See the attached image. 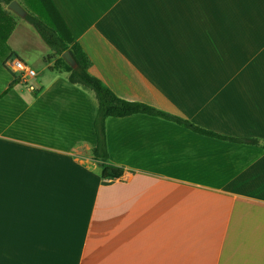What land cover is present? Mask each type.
I'll use <instances>...</instances> for the list:
<instances>
[{"label":"crops","instance_id":"0c3cea01","mask_svg":"<svg viewBox=\"0 0 264 264\" xmlns=\"http://www.w3.org/2000/svg\"><path fill=\"white\" fill-rule=\"evenodd\" d=\"M51 1L116 95L260 145L111 117L104 179L94 96L0 62V264H264V0Z\"/></svg>","mask_w":264,"mask_h":264},{"label":"trees","instance_id":"16d2710c","mask_svg":"<svg viewBox=\"0 0 264 264\" xmlns=\"http://www.w3.org/2000/svg\"><path fill=\"white\" fill-rule=\"evenodd\" d=\"M11 1L12 0H0V62L4 66L7 60L12 56L11 50L7 44V38L15 26V20L9 15L8 12H10V10H4L2 6H7ZM24 2L26 6H24ZM19 4L26 11L23 20L27 21L35 28L42 41L52 51L51 54L44 57L46 62L53 60L49 69L66 73L68 83L80 86L84 89H90L95 94L96 113L93 122V130L96 142L91 148V155L100 168V175L102 178L115 180L120 178L124 172L123 167L112 165L108 161L105 124L106 120L111 117L122 118L131 115H148L174 123L193 133L216 140L246 145H260L258 139L222 135L147 103L129 101L119 97L100 79L90 73V60L80 45L72 37L51 0H23V3L19 2ZM65 51H69L75 59L77 64L75 68H71L61 57L62 53ZM17 82L18 78L13 74V81L10 83V87Z\"/></svg>","mask_w":264,"mask_h":264},{"label":"rangeland","instance_id":"374dc122","mask_svg":"<svg viewBox=\"0 0 264 264\" xmlns=\"http://www.w3.org/2000/svg\"><path fill=\"white\" fill-rule=\"evenodd\" d=\"M20 3H23V0L19 1ZM24 6L25 2H24ZM22 7V6H21ZM23 8V7H22ZM27 8V7H25ZM24 9V8H23ZM20 21L23 23V26L26 27L30 33L25 35L24 38H16L14 37L12 39V48L18 53V55L27 61L25 63L23 60H21L23 63H25L29 68L33 69L36 73V76L32 79H29L30 83H36L39 80L46 79V77H54L58 74H56L53 70H50L47 67L46 61L44 60V57L50 53V48L42 41L38 33L36 32L35 28L28 23L27 21L23 20V18H20ZM62 76H65L66 74H61ZM91 95L94 96L95 94L92 90L86 89ZM0 156H7V157H14L15 154H10L9 151H0Z\"/></svg>","mask_w":264,"mask_h":264},{"label":"built area","instance_id":"2783aa9c","mask_svg":"<svg viewBox=\"0 0 264 264\" xmlns=\"http://www.w3.org/2000/svg\"><path fill=\"white\" fill-rule=\"evenodd\" d=\"M7 69L12 73L19 74L23 79L34 77L36 73L18 58H11L5 63Z\"/></svg>","mask_w":264,"mask_h":264},{"label":"water","instance_id":"95a60500","mask_svg":"<svg viewBox=\"0 0 264 264\" xmlns=\"http://www.w3.org/2000/svg\"><path fill=\"white\" fill-rule=\"evenodd\" d=\"M8 9L11 10L13 13H15L17 16L23 18L26 15V11L21 7V5L15 1L12 0L8 5ZM61 57L66 61V63L71 67L75 68L77 66L75 59L71 55L69 51H65L62 53Z\"/></svg>","mask_w":264,"mask_h":264}]
</instances>
